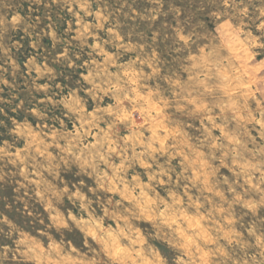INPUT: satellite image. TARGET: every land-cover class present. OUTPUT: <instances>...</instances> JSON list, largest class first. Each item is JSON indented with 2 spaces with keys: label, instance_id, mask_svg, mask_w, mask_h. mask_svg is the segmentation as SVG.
I'll use <instances>...</instances> for the list:
<instances>
[{
  "label": "rangeland",
  "instance_id": "1",
  "mask_svg": "<svg viewBox=\"0 0 264 264\" xmlns=\"http://www.w3.org/2000/svg\"><path fill=\"white\" fill-rule=\"evenodd\" d=\"M0 264H264V0H0Z\"/></svg>",
  "mask_w": 264,
  "mask_h": 264
}]
</instances>
